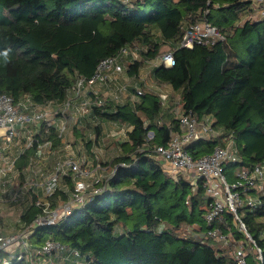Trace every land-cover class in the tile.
<instances>
[{
    "label": "trees",
    "instance_id": "1",
    "mask_svg": "<svg viewBox=\"0 0 264 264\" xmlns=\"http://www.w3.org/2000/svg\"><path fill=\"white\" fill-rule=\"evenodd\" d=\"M251 8L252 0H0V93L15 100L29 95L38 104L63 101L77 76L90 78L101 59L124 45L142 46L141 59L129 65L131 73L155 60L164 44L174 48V65L152 70L154 82L173 89L165 102L144 88L134 102L113 105L105 99L93 108L92 118L133 128L119 143V153L103 164L111 173L95 183L103 192L62 222L38 227L32 243L61 241L91 264H237L229 254L231 243L222 248L220 241L201 240L208 203L201 180L193 188L181 174L170 177L154 149L181 131L178 107L198 120L209 116L220 131L190 143L192 157L224 146L232 133L239 161L231 168L264 162V18L246 17ZM203 19L225 35L223 43L177 46L183 26ZM45 128L42 124L36 138L58 144L53 127ZM89 128L99 130L97 124ZM64 184L74 185L67 176ZM58 196L67 194L58 190L52 206ZM259 198L261 206L241 210L264 264V194ZM38 212L30 206L21 220L28 223ZM248 261L260 264L254 255Z\"/></svg>",
    "mask_w": 264,
    "mask_h": 264
},
{
    "label": "built area",
    "instance_id": "2",
    "mask_svg": "<svg viewBox=\"0 0 264 264\" xmlns=\"http://www.w3.org/2000/svg\"><path fill=\"white\" fill-rule=\"evenodd\" d=\"M253 18H264V0H252ZM183 35L177 46L192 48L194 45H214L223 43L226 39L218 28L207 20L186 23ZM138 46H122L116 55L101 59L90 78L77 76L65 99L38 104L29 95L17 100L6 93H0V137L5 142L20 145L21 151L35 147L38 152L50 149L52 140L39 141L33 126L44 124L53 127L57 136L62 138L68 132L72 123L81 128L83 120L98 124L90 113L94 107L104 104L105 98L98 85H105L116 79L117 74L124 71L125 60L139 59ZM174 48L160 52L154 61V66L174 65ZM144 73L139 71L134 78L144 81ZM126 84H121L119 92L125 90ZM142 89L135 87L134 100H138ZM158 96L165 102L168 94L158 90ZM116 100V93L112 97ZM180 132H174L165 145H157L154 149L155 159L165 172L172 175L181 174L184 179L193 184L201 180L204 193L208 197L207 208L203 214L206 222L202 242L209 240L221 242L222 248L232 244L229 254L237 264H249V257L254 255L258 263H262L263 250L248 232L240 210L247 207L254 210L261 206L259 193L264 194V162L258 164H240L230 168V176L225 165L236 164L239 161L234 135L229 133L224 146H216L211 152L192 157L187 151L190 143L206 140L209 135L220 133L211 124V118L198 120L192 111H176L175 115ZM82 122V123H81ZM114 124L113 122H109ZM152 132L148 133L151 138ZM23 143L20 144V139ZM100 158L99 155H96ZM2 161V159L0 158ZM0 161V177L7 173L15 176L14 161ZM101 162V161H100ZM33 163L25 173L23 185L13 192L5 194L1 199L12 204L26 201V209L30 206L39 208V212L28 223L23 222L15 231L4 232L0 229V264H12L14 261H26L29 264H91L88 256L77 248L61 241L47 238L41 245L30 241V237L38 227L55 225L62 222L72 211L90 203L94 197L103 192L104 186L96 185L103 177L92 176L84 168L83 160L73 153L56 160L52 170L35 168ZM99 167V163L97 168ZM111 174V173H110ZM71 177L73 188L69 189L63 180ZM108 175L107 177H109ZM87 177H91L89 180ZM3 179V178H2ZM15 184L14 178L8 179ZM3 182V181H2ZM4 183V182H3ZM61 190L67 194L66 199L57 197L56 205L52 206L51 197ZM1 201V202H2ZM226 215L231 216V224L242 235L236 238ZM222 225V226H221ZM264 236V231L262 233Z\"/></svg>",
    "mask_w": 264,
    "mask_h": 264
},
{
    "label": "crops",
    "instance_id": "3",
    "mask_svg": "<svg viewBox=\"0 0 264 264\" xmlns=\"http://www.w3.org/2000/svg\"><path fill=\"white\" fill-rule=\"evenodd\" d=\"M253 11L252 8L251 10L245 15L246 17H253L252 16ZM254 15V14H253ZM141 47H138V49H141ZM141 59L139 55V59L136 61H139ZM154 61L155 60H149L146 61L143 65H141L135 72L131 73L129 72V65L133 63L131 58H128L125 60V68L124 71L120 74H117L116 79L112 82H109L108 84L105 85H98L99 91L103 94L104 98L111 101L113 105H119V104H124V103H130L134 102V97L133 94L135 92V87L144 89L148 88L150 90H153L155 92H158V90H163L166 91L167 94L169 95L170 93L173 92L172 87L169 84H157L154 82L152 78V70L154 67ZM147 63L149 66H147ZM145 67L143 70L142 67ZM148 68V69H147ZM139 71L144 73V81H141L139 79L134 78L135 75H138ZM123 75H126V78H124ZM129 79L130 81H125L124 79ZM121 84H126L127 87L125 90H121L120 92L119 87ZM116 93L117 98L114 100L112 97ZM54 106L56 105V101H54ZM180 111H182L179 108ZM97 119V118H96ZM98 120V119H97ZM86 119L83 120L82 127L79 128L77 125L69 123L68 125V130L72 129L74 132V135L76 136L75 143L70 142V139L68 138V132L64 137L60 138L57 136V133L54 129V133L56 137L59 139V143L55 144V146L51 145L50 149H44L42 152H38L35 147H31L29 149H26L24 152L21 151L20 153V145L14 144L13 142L7 143L4 141L2 137H0V158L2 159L1 164L4 162H9V161H14V167H15V176H11V173H7L5 177H0V229L4 232H12L17 230L23 223L21 220V216L25 213L26 209V201L19 202L17 204H12L7 201H2L1 199L4 197L5 194H9L10 192H13L16 188L19 186L23 185L24 179H25V173L29 167V164L32 162L33 167L35 168H42V169H47V170H52L57 158H53L55 153L57 151L61 150L63 148L65 154L61 156V158H64L67 156L69 153H73L80 160H83L85 163L84 157H88L86 155L89 153L90 156L93 158L95 157L98 161H101V154H97L95 152V149H98L99 146H101V140H102V131H103V126L105 123L110 122V121H101L98 120V126L99 130H96L95 128H89L91 125L93 126L94 124L86 123ZM114 124H116V130H119L116 132V155L120 151V146L119 143L121 141L127 140L128 135L127 132L130 131L133 127L130 124L126 123H121L118 121H111ZM42 124H38L36 126H33L32 128L34 129L35 133L39 131V128L41 127ZM89 127H88V126ZM45 127H50V126H45ZM45 130H47L45 128ZM86 130H89L86 132ZM77 131V132H75ZM94 133L92 134V132ZM2 133V131H0ZM92 134V135H91ZM89 136V137H87ZM46 141V140H44ZM23 143V139H20V144ZM79 143V144H77ZM89 143V145H88ZM22 145V144H21ZM84 150V152H83ZM24 154V158L21 156ZM96 155H99L100 158H97ZM113 158V157H112ZM60 159V158H59ZM100 160V161H99ZM14 178L15 184H11L9 182V178ZM3 178V179H2ZM4 183H3V182ZM64 183V180H63ZM2 201V202H1Z\"/></svg>",
    "mask_w": 264,
    "mask_h": 264
},
{
    "label": "rangeland",
    "instance_id": "4",
    "mask_svg": "<svg viewBox=\"0 0 264 264\" xmlns=\"http://www.w3.org/2000/svg\"><path fill=\"white\" fill-rule=\"evenodd\" d=\"M253 16V14H252ZM246 17L244 16L243 19H245ZM138 46V45H137ZM138 47H141L140 45ZM168 48H170V45L168 44H164L161 48L159 52H163L164 50H167ZM146 64V63H145ZM147 66H149V64L147 63ZM146 65L142 67L141 70H143L145 67H147ZM148 69V68H147ZM124 78H126V75H123ZM125 81H130L128 78L124 79ZM179 100V95H174L173 98V102L172 103H176ZM179 108L176 107V111H178ZM89 123V122H88ZM72 121L70 126L72 125ZM89 130H86V132H88ZM119 130H116V124H112V123H105V125L103 126V131L101 133L102 135V140H101V146H99L98 149H95V152L97 154H101V162L95 161L97 160L95 157H91L90 154L86 152V155L88 157H84L85 159V163H84V168L92 174V176H100V177H106L110 174V169L109 168H105L104 167V163L106 161H110L112 159V157H114L116 155V132H118ZM94 133V131L92 132V134ZM150 133V132H149ZM91 134V135H92ZM68 138L70 139V142L75 143V139L76 136L74 135V132L72 131V129L68 130ZM89 137V136H87ZM79 144V143H77ZM84 152V150H83ZM65 152L63 150V148L59 151H57V153H55L53 158H61L62 155H64ZM100 161V160H99ZM99 163V167L97 168V165ZM226 167V173L228 176H230V166L229 165H225ZM166 174H168L170 177H173V175L171 173L166 172ZM91 177H87V179L89 180ZM240 213H243V210H240ZM118 231H120L119 228H117Z\"/></svg>",
    "mask_w": 264,
    "mask_h": 264
}]
</instances>
